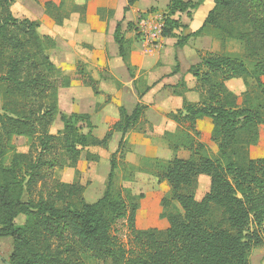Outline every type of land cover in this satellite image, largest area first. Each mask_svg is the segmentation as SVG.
<instances>
[{"label":"trees","instance_id":"obj_1","mask_svg":"<svg viewBox=\"0 0 264 264\" xmlns=\"http://www.w3.org/2000/svg\"><path fill=\"white\" fill-rule=\"evenodd\" d=\"M42 1L46 13L62 25L72 12L85 17L89 0L70 13L65 10V0ZM204 1L170 0L163 36L176 37L184 25L174 15ZM10 3L0 0V86L5 101L0 112V239H13L10 263L87 264L90 256L112 264H251L252 250L264 247V157L250 155L251 146L260 140L264 107H252L246 99L239 103L227 81L242 78L250 85L251 79L264 99V0H214L203 24L178 39V46H184L207 29L217 30L222 42L227 38L241 41L246 56L255 62L250 68L239 57L200 51V62L190 67L201 98L198 102L184 99L182 108L168 117L178 128L191 129L197 135L199 120L211 119V140L220 157L175 156L161 166L155 176L168 182L172 199L182 209L161 214L167 222L165 229L137 227L143 193L126 201L111 191L115 155L126 142V134L138 128L148 106L139 102L130 113L121 106L119 120L103 138L85 132L82 123L91 126L88 113L66 114L59 108V89L71 86L72 78L60 77L61 70L46 52V45L56 47V41L40 34L39 21L14 16ZM104 12L114 15L112 9H99L100 15ZM122 23H117L114 40L119 55L126 59L133 42L126 31L132 22L126 29ZM179 68L177 65L174 72ZM74 79L101 94L98 81L80 64ZM12 104L15 107L9 106ZM57 116L63 128L52 133ZM116 131L123 136L112 154L107 188L97 201L88 202L80 181L81 164L98 160V155L87 152L82 160L83 150L107 147ZM15 136L34 141L29 152H15L8 164ZM189 146L193 149L192 143ZM198 147L205 149L203 143ZM66 167L75 170L73 182L55 176L57 169ZM202 175L210 178V189L198 200L193 190ZM169 204L164 197L163 207ZM19 216H25L21 224L16 221ZM120 219L127 220L139 250L127 249L112 234Z\"/></svg>","mask_w":264,"mask_h":264},{"label":"rangeland","instance_id":"obj_2","mask_svg":"<svg viewBox=\"0 0 264 264\" xmlns=\"http://www.w3.org/2000/svg\"><path fill=\"white\" fill-rule=\"evenodd\" d=\"M10 11L14 16L23 18H29L31 20L41 21L40 24H45L46 27H50L52 25H57L53 18H51L45 10L44 2L42 0H10ZM58 1V0H54ZM197 1V0H193ZM85 0H65V10L69 13L74 11L76 8L81 7L84 4ZM138 0H133V2L127 4V9L130 10L131 6L137 4ZM121 3V0H117L116 5ZM88 6V5H87ZM126 7L124 8L126 10ZM131 8V9H132ZM104 9V8H99ZM107 9V8H106ZM189 11V16L187 13L182 12L180 17L183 21L189 20L192 17L193 9ZM79 12V11H77ZM126 12V11H125ZM123 13L125 15L126 13ZM167 12V8L162 3L160 5H152L147 8L145 11L139 10L134 21L129 27L128 36H132V41H137L136 51L139 52V58L144 63L142 70L139 72V66L136 65L135 74H139L140 77L138 79L140 89L148 90L147 83L152 82L158 76L159 71L162 69L166 75L168 72L176 68L178 63L181 61L178 57V53H182L183 61L187 63L185 66L187 67L189 64V60L191 55H194V51H198L197 42L198 37H194L195 44L187 46L186 48L177 46L176 42L178 38L183 37L189 33L187 28H180L176 31V37L170 38V40L164 41V36L157 41H153L152 43H146L143 37V33L141 31V21L147 19V17L151 13L163 14ZM1 13V8H0ZM177 14V13H176ZM104 15H108L105 13ZM202 12H200L199 16H202ZM125 18H123L124 20ZM43 20V21H42ZM121 20V21H123ZM124 22V21H123ZM45 27V29H46ZM123 27H126V23L124 22ZM40 34H44L42 30L39 29ZM111 30L108 28L104 33V41L107 50L108 46V37L111 36ZM66 34V32H64ZM80 33L79 39L83 36ZM206 35H209L213 38V40L218 41L220 43V50L217 53L227 54L234 57H239L243 59L250 68L254 66V60L248 58L245 53L244 44L236 39L227 38L222 42V35L217 30L207 29ZM204 36V35H203ZM222 38V40H220ZM110 39V38H109ZM81 41V40H79ZM84 41V40H82ZM197 41V42H196ZM46 52L51 56L50 58L54 61V57L57 52L56 47H50L48 45ZM79 46V55L83 56L85 51L88 49V54L95 55L94 57H99V53H95L96 50L87 42L78 43ZM91 47V48H90ZM132 50V49H131ZM130 50V52H131ZM198 53V52H197ZM90 59L93 60V64L90 68L86 65L81 64V60L76 62L75 60V70L72 73H67L63 71L61 68L60 77L69 76L72 78V81L77 80L74 79L77 74V66L80 64L82 67L85 66L84 69L87 70L88 74H96L99 73L101 75V80L98 82V88L100 89V81L107 83V87L111 84H117V86H121V83L118 81H114L110 74V68L108 65H99L94 61V57ZM59 76V74L57 75ZM185 79V78H184ZM241 79V78H240ZM79 81V80H78ZM241 87L236 84H233V93L239 96V103L243 102V100H247L248 103L252 107H257L262 105L264 107V99L261 96L260 91L258 90L256 83L253 80H249L250 85H246L244 80L242 79ZM264 81V77H263ZM80 82V81H79ZM81 83V82H80ZM186 80L181 81L176 86L167 87L170 89L164 90V94L162 96V104L164 107L169 109H175L180 104L181 97L188 100L194 101L199 100L201 98L199 91L194 90L196 87L194 86L191 91H195V93H189L188 85H186ZM84 86V85H82ZM88 87V86H87ZM3 87L0 86V112L2 110V106L4 101L3 98ZM176 89V90H173ZM63 89V88H62ZM64 88L63 90H65ZM61 88L59 89V91ZM62 90V91H63ZM141 90V91H142ZM174 91V92H173ZM87 94H84L83 101L79 103V105L83 104V110H87L91 104V101L87 98ZM99 100L96 103V112H101L106 105L112 104V96L107 95L104 91L101 90V94ZM138 96V95H137ZM137 99L142 101L143 103H147L148 105H154L158 103V96L155 92H149L148 95L142 96L141 98L138 96ZM6 101H8L6 99ZM111 102V103H110ZM126 106L132 107V97L128 96L127 99H124ZM113 104H115L113 102ZM76 105V103H75ZM116 105V104H115ZM11 108L15 107L14 104L9 105ZM148 108L145 112L146 119H149L151 116L155 115V111L152 108ZM73 103L71 104V96L69 92H65L61 95V110L66 111V109H72ZM142 123L140 121L139 126L135 130H131L130 132L136 133L131 141L127 140L121 146L120 153L115 155V176L112 183L111 191L116 196H121L126 201L129 200V196H138L141 193L145 195V198L140 200V209L137 215V227L140 229H149V228H159L165 229L167 226L166 219L161 217V214L164 211L167 212H182L180 205L177 201L172 199L171 187L167 181H159L155 174L161 169V166L164 165L165 162L169 161L175 156L197 159L201 156H208L213 158H219L220 154L218 151V146L215 142L211 140L212 135V126L211 124L203 120L198 125V132L200 134H196L191 129H182L178 126L174 128H167L166 131L160 130V128H155L149 124V121L143 120ZM84 129L87 131L88 128L85 124H82ZM262 127V133H260V139L258 144H256V149L261 153H264V124ZM63 128V123L60 120V116H57L53 126L51 127L52 133H57L58 130ZM34 139L27 136H15L13 138V143L15 145L14 151H11L7 156V163L9 164L12 160V156L15 152L26 153L30 151L32 148ZM261 141V143H260ZM192 143L193 149L189 148V144ZM198 143H203L205 145V149H201L198 147ZM177 145V149H174L173 146ZM185 145V147L183 146ZM260 145V147L258 146ZM103 148V147H101ZM97 151L95 154L98 155V160H90L87 164L84 165L85 161H82L83 167L80 175V181L85 186L83 195L88 202H95L99 198H101L107 188L108 183V174L111 169V161L113 156L110 148ZM98 149V148H97ZM148 149L153 150L155 153H159L157 157L149 155ZM37 150H34V154ZM85 149L83 150V155L85 156ZM103 153V155H101ZM251 155V153H250ZM252 157V156H251ZM262 157V156H261ZM84 159V157L82 158ZM85 160V159H84ZM86 163V162H85ZM68 168V167H67ZM64 169H57L55 172V176L61 181L65 182H73L75 180L74 175H66L64 174ZM63 172V173H62ZM210 189V178L208 176H200L198 179V183L193 190V193L196 199H201ZM166 198L170 201V204L167 208H164L162 205V199ZM25 220V216H19L17 218V223L21 224ZM264 231V230H263ZM112 234L116 236L119 241L127 248L132 250H139L134 243V235L132 234L131 229L128 226V222L125 219H120L113 226ZM13 252V239L3 238L0 241V264H7L10 262L11 255ZM251 264H264V247L254 248L250 255ZM87 264H112L111 261H102L94 259L90 256L86 257Z\"/></svg>","mask_w":264,"mask_h":264},{"label":"crops","instance_id":"obj_3","mask_svg":"<svg viewBox=\"0 0 264 264\" xmlns=\"http://www.w3.org/2000/svg\"><path fill=\"white\" fill-rule=\"evenodd\" d=\"M117 0H89L87 3V11L85 17L80 12H72L68 19L65 20V22L62 25H52L49 28L46 27L45 24H40V30L44 32L46 35H50L55 41H56V48L58 49L56 56L54 57V63L61 68L63 71L67 73H72V71L75 70V60L76 62L78 60H81V64L86 65L88 68H90L93 64V60L90 58L93 55L88 54V49L85 51L83 56L79 55V46L78 43L87 42V44H90L92 47H94L96 50L95 53H99V57H94V61L98 63L99 65H108L110 68V74L111 77L114 79V81H118L121 83V86H117V84H111L109 87H107V83H104L100 81V91H104L107 93V95L112 96V104L106 105L105 108L97 113L96 112V103L99 100L100 96H97L93 89L91 87L82 86V84L78 80H74L71 83V86L65 87L66 89L59 91L58 101H59V108H61V95L65 92H69L71 96V104L73 103L72 109H66V111L61 110L62 113L66 114H72V113H88L90 115V123L91 126L88 127L86 123V127L88 130L85 132L91 131V133L98 137L103 138L107 132L110 130V127L112 124H114L116 121L120 118V112L119 108L121 106L125 107L128 112H132L136 105L142 101H139L137 97H140V94L142 96H146L149 94V92H155V94L158 96V103L154 105H148L147 103H143L145 105L150 106L152 110H154L156 113L154 116H151L149 119H146L144 114V119L149 121V124L155 128H160L163 132L167 130V128H174L176 126H179L177 122L170 119L168 117V113L172 111H177L178 109L182 108L183 100L184 98L181 97L180 104L175 109H169L163 106L162 104V96L164 94V90L170 89L167 86H176L181 81L186 80V85H188L189 93H195V91H191V89L195 86H197V79L193 76L192 73L189 72L190 67L194 64H197L200 62V51L202 52H218L220 50V43L218 41L213 40V38L209 35L204 34V36H199L198 42H197V49L198 53L194 51V55H191V58L188 62V66L186 67L185 63L183 61V55L182 53H178V57L181 61L179 65V70L177 72H174L173 70L171 72H168V75L163 72L161 69L158 73V76L156 79L152 82L147 83L148 87H150L148 90L146 89H139L138 86L140 85L138 82V79L140 77L139 74H133L135 73L136 65L139 67V72L142 70L144 63L142 60H140L139 55L135 49L137 47L138 42L134 41L132 42L131 46V52L129 53L128 57L126 59H123L119 55V47L117 43L114 40V31L117 26V23L123 18H125L123 21L126 23V27L129 22H133L135 19V16L139 10L145 11L147 8H149L152 5H160L161 3L163 5L168 6L170 0H138L137 4H135L130 10H125L124 8L129 4L128 0H121L122 4L119 3L118 6L116 5ZM214 7V0H205L201 5H199L197 8L193 9L192 17L189 18L187 21H183V19L180 17L182 15V12H177V14L174 15V18L180 20L181 24L184 25L182 28H187L189 30V33L196 31L204 22L206 19L209 11ZM99 8H107L114 10V15L112 17H109L108 15H104L107 12H104L103 15L99 14ZM126 11V12H125ZM189 11H192L191 9ZM189 11H185V13L189 16ZM126 13L123 15V13ZM200 12H202V16H199ZM180 14V15H179ZM43 21V20H42ZM41 22V21H40ZM124 22L122 24H124ZM46 27V29H45ZM126 27L124 29H126ZM111 30V36L108 37V50L105 46L104 41V33L106 29ZM66 32V34H64ZM80 33L82 34L83 38L79 39ZM128 38H133L132 36H128V33L126 35ZM110 38V39H109ZM170 38L173 37H165L164 41L170 40ZM194 37H191L188 42L184 46H180L186 48L187 46L195 44V40H193ZM179 39V38H178ZM81 40V41H79ZM84 40V41H82ZM168 42V41H167ZM178 42V41H177ZM176 42V44H177ZM178 46V44H177ZM91 48V47H90ZM90 52V51H89ZM177 66V65H176ZM85 68V66H84ZM86 70V69H85ZM175 70V69H174ZM87 72V70H86ZM88 73V72H87ZM91 75L95 80L99 82L101 80V75L99 73H96L95 75ZM185 78V79H184ZM242 78H234L229 81H227V86L230 90L233 91V84L238 85L241 87L242 84ZM63 90V91H62ZM142 90V91H141ZM173 90H176L173 88ZM198 91L196 88L194 89ZM174 92V91H173ZM84 94H87V98L91 101V104L87 110H83V104L79 105L80 102L83 101ZM200 94V92H199ZM138 95V96H137ZM132 97V107L126 106L124 99H127V97ZM200 100V99H199ZM199 100H194L192 102H198ZM113 102L116 104H113ZM76 103V105H75ZM111 103V102H110ZM146 109V111L148 110ZM145 111V112H146ZM203 120L208 121L213 129V124L211 119L204 118L199 120L201 123ZM198 122V125H199ZM142 123V121H141ZM262 127L260 128V133H262ZM136 133L134 132H128L125 136V140H129L134 136ZM123 134L121 132H114L107 149L110 148L112 154L115 153L119 147V142L122 139ZM260 139H263V137ZM261 143V141H260ZM260 147V145H258ZM98 148V149H97ZM256 145L251 146L250 153L253 158L258 157H264V153H261V150L257 152ZM105 149L104 147L101 148L100 146H89L85 148V153L87 152L95 154L97 151ZM149 155L157 157L159 153H155L153 150L148 149ZM84 153V152H83ZM111 154V155H112ZM103 155V153L101 154ZM85 157L84 155L82 158ZM83 160V159H82ZM87 164L84 162V165ZM63 173V172H62ZM64 174L66 175H74L75 177V170L73 168H67L64 170ZM204 176V175H202ZM65 182V181H64ZM68 182V181H67ZM8 239H12L11 237H6ZM3 239V238H2ZM1 241V239H0Z\"/></svg>","mask_w":264,"mask_h":264},{"label":"built area","instance_id":"obj_4","mask_svg":"<svg viewBox=\"0 0 264 264\" xmlns=\"http://www.w3.org/2000/svg\"><path fill=\"white\" fill-rule=\"evenodd\" d=\"M141 31L146 43L160 40L163 37L165 20L163 14L151 13L147 19L142 20Z\"/></svg>","mask_w":264,"mask_h":264},{"label":"water","instance_id":"obj_5","mask_svg":"<svg viewBox=\"0 0 264 264\" xmlns=\"http://www.w3.org/2000/svg\"><path fill=\"white\" fill-rule=\"evenodd\" d=\"M1 257V256H0ZM7 264H11L10 262H7Z\"/></svg>","mask_w":264,"mask_h":264}]
</instances>
